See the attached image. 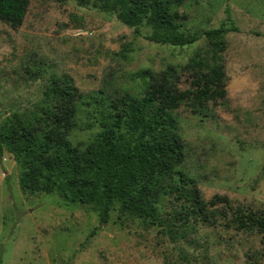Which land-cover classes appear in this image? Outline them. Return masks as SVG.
Wrapping results in <instances>:
<instances>
[{"label":"rangeland","instance_id":"1","mask_svg":"<svg viewBox=\"0 0 264 264\" xmlns=\"http://www.w3.org/2000/svg\"><path fill=\"white\" fill-rule=\"evenodd\" d=\"M185 26L200 33L223 26L226 97L206 113L175 111L184 144L180 169L205 200L225 195L234 208L264 215V0H185ZM103 11L97 2L29 0L22 24L0 21V126L26 114L53 76L70 77L86 97L67 138L86 144L99 132L105 93H138L131 73L183 65L205 45L158 44ZM119 53V54H117ZM120 53L126 54L125 57ZM187 75L181 85L187 84ZM102 97V96H101ZM100 107V106H99ZM15 158L0 160V264H264V231L237 229L232 215L182 227V199L162 195L158 222L121 215L117 204L100 225L90 204L56 192H24Z\"/></svg>","mask_w":264,"mask_h":264},{"label":"trees","instance_id":"2","mask_svg":"<svg viewBox=\"0 0 264 264\" xmlns=\"http://www.w3.org/2000/svg\"><path fill=\"white\" fill-rule=\"evenodd\" d=\"M76 1L79 5L97 2L134 34L147 27L150 32L145 38L158 44L191 45L203 36L205 45L183 65L131 73L130 81H140L138 93L101 90L104 95L93 101L102 108L100 130L86 144H72L67 138L86 94L67 75L53 76L34 109L15 114L0 126V160L5 150L14 156L21 190L56 192L72 202L90 204L100 225L107 223L114 204L119 216L156 223L157 201L174 194L183 202L178 214L184 228L190 218L215 223L230 212L237 229L264 231V215L234 208L225 195L205 200L193 179L180 169L184 144L175 111L185 107L206 113L226 97L221 53L226 46L224 34L236 27L220 26L202 33L188 29V15L180 10L185 0ZM28 5L29 0H0V21L19 27ZM183 75L189 77L185 86L181 85ZM246 264L262 263L248 257Z\"/></svg>","mask_w":264,"mask_h":264}]
</instances>
